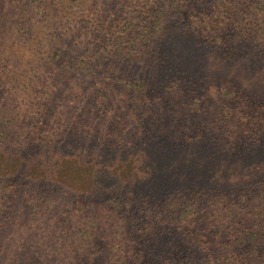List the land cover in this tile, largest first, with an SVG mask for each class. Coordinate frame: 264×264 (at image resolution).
Segmentation results:
<instances>
[{
	"label": "trees",
	"instance_id": "obj_1",
	"mask_svg": "<svg viewBox=\"0 0 264 264\" xmlns=\"http://www.w3.org/2000/svg\"><path fill=\"white\" fill-rule=\"evenodd\" d=\"M0 29L17 59L4 58L0 46V264H264V148L256 149L264 119L247 115L254 105L244 89L206 88L199 68H207L203 54L212 46L244 56L246 73L264 74V0H0ZM188 50L196 56L186 58ZM45 56L52 71L88 80L89 100L106 113L112 107L99 91L111 87L130 93L151 121L160 117L151 110L159 98L152 83L176 94L187 89L181 122L197 126L171 136L162 125L158 148L142 143L118 153L110 170L124 182L77 207L73 192L50 177L70 181L62 163L111 149L92 133L71 139L79 120L73 126L51 116L45 85L57 87L37 65ZM214 98L221 127L210 136L199 121ZM133 117L118 119L129 128L142 120ZM59 130L67 139L53 138Z\"/></svg>",
	"mask_w": 264,
	"mask_h": 264
},
{
	"label": "rangeland",
	"instance_id": "obj_2",
	"mask_svg": "<svg viewBox=\"0 0 264 264\" xmlns=\"http://www.w3.org/2000/svg\"><path fill=\"white\" fill-rule=\"evenodd\" d=\"M1 31L2 30L0 29V46L2 47V54L4 58L7 57L10 62H16L17 59L16 54L13 53L14 50L7 51L11 47V42L3 39V32ZM8 37L10 38V36ZM189 51L190 50L186 52V58L196 56L195 54H192L189 57ZM203 55L206 58L203 60V64H207V68L202 64H200L199 68L201 69L200 72L203 76L204 86L206 88L217 86L225 91H237L244 89L247 101L250 102L249 104L254 105V109L252 111L246 112L247 115L251 116L253 119L256 115L251 113H257L256 121L258 123L261 118L264 119V74L261 71L259 73H246L243 69L241 61L244 56L241 57L239 54H227L219 50V47L214 48L211 46L209 53ZM231 56H234L233 60L229 59ZM37 60V65L43 66V68H41L44 72L43 74H51L54 76L55 85L57 87V96L61 97L67 95L63 99H58L56 97V90L49 88V84L45 85V87L52 92L50 100H46L49 105L51 116L62 124L70 122L73 126L76 124L71 121H75L76 119L79 120L76 125V130L74 131V136H71V139L77 140L76 138H78V140L81 141L84 138L83 134L92 133L91 137H94L93 140L96 142L97 146L99 145V140L107 138L106 141H104V144H106L105 147L107 149H111L110 152L104 151L105 155H103V153H96L95 156L91 155L90 158L84 157L82 159V161L84 160L82 163L81 160L78 159L70 161V164L68 165L67 162L62 163L60 168L61 170H70V176L72 177V180L70 181L57 180L56 175L50 177L51 184L56 186L57 189L73 192V195L71 196L77 200V203L74 204L77 207L85 206V204H87L85 200L87 198L94 197L97 195V192L100 193L104 192L108 188H115L117 185L124 182L122 177L114 175L110 170V162L116 158L118 153L127 154L130 150L135 151L137 148L141 147L142 143H145V146H149L150 144L154 148H158L162 142V138L156 132H158L162 125L171 136L179 135V132L184 130H189L191 133L195 129L192 126H197L198 121L193 123L190 122L191 125L187 126H185L187 119H184V121L181 122L184 116L187 118V110L182 104L187 100L185 94L187 89H185L183 93L176 94L173 90H166L165 87H155L152 83V85H150V88L153 91L152 94L153 96H158L160 99L157 97V100L152 101L153 106L151 107V110H153V112L158 114L160 117H157L155 121H151L150 117L141 114L142 107L140 105H134L131 103L130 93L122 92L120 87H111L106 93L99 91L102 96L107 97V104L112 107L111 111L106 113L104 108H102L99 103H93L92 100H89L90 95L87 91V87L90 82L88 80H81L80 78L69 79L71 76L69 75L70 77H68L67 73L64 74L61 71H52L48 66L47 56L44 58L38 57ZM194 61L195 62L190 69V73L192 74L197 71V58ZM158 66H160L158 70H163L164 64L159 63ZM182 68L185 69L186 67L182 66ZM18 69H20V67H18L17 70ZM18 72H20V70ZM192 80L193 79H187L188 82H192ZM24 87L26 86L22 84V86L17 88L21 96L23 92L26 93L23 89ZM36 91V87H31V100H33V96L38 97L37 95H34V92ZM7 102H11L10 99L6 100L4 104L7 105ZM210 102V110L206 119L200 120V116L194 114H192L191 117L200 120L199 122L208 124V131H202V133L207 132L209 135L212 134V136H216L218 134L217 130L221 127L219 123L220 119L217 114L220 113L222 107L219 100L215 98L210 100ZM127 109L130 110L126 111ZM3 110L4 107L1 105L0 113ZM174 113L179 114V118H176L173 115ZM81 114L83 116H81ZM133 116L142 118V120L138 123L135 121L134 126L129 128L118 119L120 117L121 120L125 119L128 122H132L134 120ZM165 116L168 117L169 120ZM81 119H85V121L80 123ZM105 119H107L106 122H104ZM171 119L175 120L169 123ZM151 122H155V124H151ZM59 131L60 132L58 134L56 133L53 138H60L59 140L66 138L63 130ZM150 133L155 136H159V139L148 143L145 140V137H147ZM251 140L254 141L253 139ZM263 144L264 142L262 144H256L259 146L256 149H262V147L264 148ZM16 149L18 148H14V151L12 152H15ZM2 150L5 151V147H3ZM37 152L39 153L40 149H37ZM261 152L263 153V151ZM17 153L21 155L29 154V156H34V151L22 152L17 150ZM90 153L91 151H88L87 155ZM94 158H96V160ZM86 176H88V180L86 181L87 187H85L82 183V180ZM7 177H10L9 179L11 181L16 178L10 175ZM17 179H19L20 182L24 180L22 177H17ZM77 195H81L83 198ZM92 206L94 207V205ZM25 212L29 213V208H26ZM25 217H27V215ZM60 222L62 223L63 220H60ZM28 224L29 219L27 217L25 222H23V225Z\"/></svg>",
	"mask_w": 264,
	"mask_h": 264
}]
</instances>
